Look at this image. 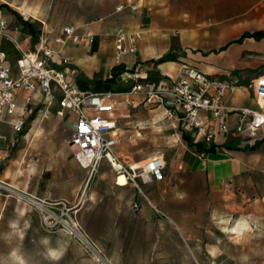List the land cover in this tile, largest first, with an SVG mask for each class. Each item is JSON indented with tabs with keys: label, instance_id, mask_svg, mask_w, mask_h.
<instances>
[{
	"label": "rangeland",
	"instance_id": "obj_1",
	"mask_svg": "<svg viewBox=\"0 0 264 264\" xmlns=\"http://www.w3.org/2000/svg\"><path fill=\"white\" fill-rule=\"evenodd\" d=\"M260 6L264 10V0ZM104 8L102 0H0L2 11L35 28L43 21L54 29L64 24L76 26L79 33L84 26L96 28L105 14L106 20H116L111 12L104 13ZM247 21L246 26L252 27ZM25 32L32 43V37L37 34ZM105 37L99 40L103 42ZM258 45L264 48V43ZM67 48L85 46L66 44L64 55L69 58V63L65 69L70 71L73 59ZM5 49L12 51L8 41ZM260 57L259 75H264V50L260 51ZM87 81L93 86L95 80L87 78ZM118 100L122 101V97L119 96ZM143 104V101L135 107L119 104L115 115L122 123L125 110L136 114L138 119L146 117L149 107L154 106L153 103L147 107ZM71 124L72 120L67 117L60 119L51 115L40 121L37 116H30L17 140L0 148V174L4 170L15 184L14 187L9 186L0 176V258L6 259L12 249H19L28 264H49L40 243L41 238L47 236L52 246L59 241L66 249L58 264H264V142L257 149L246 151L243 173L231 180L212 184L198 174L182 171L171 160L174 147L156 126H150L146 132L134 136L137 143L126 149L134 153V159L135 154L138 157L144 153H147L146 157L162 155L167 164L163 180L144 184L137 181L140 191L133 182L126 185L129 190L125 196L134 191L133 202L138 203L139 209L133 215L125 213L122 222H91L86 216L97 210L93 205L87 204L84 206L86 209H80L72 201L36 200L29 195L44 169L49 167L57 176L52 181L56 191L64 192L66 184H69L71 192L80 180V173L65 164L61 155L67 147ZM0 134L9 137L10 127L0 123ZM125 139L116 149L117 163L124 168L134 163L126 162L127 159H122L124 157L118 153L121 146L127 144ZM70 147L74 150L72 145ZM35 148L48 153L47 163L39 166L37 171L31 170L30 161ZM143 163H137L138 167ZM85 171V187L109 186L110 180L114 182L117 176L105 160L94 169L85 168ZM65 175L68 179L64 178ZM19 194L33 199L36 204L24 200ZM4 201L6 206L2 207ZM20 212L25 213L20 227L23 228L25 220L30 225L23 239L18 235L9 236V221L18 218ZM241 218L250 224V231L237 236L221 230L232 228ZM221 221L229 223L222 224ZM74 229L89 243L80 241L72 233Z\"/></svg>",
	"mask_w": 264,
	"mask_h": 264
},
{
	"label": "crops",
	"instance_id": "obj_2",
	"mask_svg": "<svg viewBox=\"0 0 264 264\" xmlns=\"http://www.w3.org/2000/svg\"><path fill=\"white\" fill-rule=\"evenodd\" d=\"M127 1L129 0H102L105 4L104 13L111 12L110 15H115L116 20L109 21L112 18L106 20L105 14L103 16L105 20H102L103 17L100 18L101 20L94 28L96 35L89 47L67 48V53L73 59L71 62L73 69L70 71L76 83L78 75L81 76V74L88 85L87 78L95 80L93 82L95 83L115 75L110 90H126L130 88L132 82L126 78L124 70L134 67L140 68L141 76L154 83L165 76L177 78L183 68H195L208 76L224 80L237 77L243 83L260 76V51L264 48L258 44L264 43L261 42L264 41V37L258 40L244 38L240 42L236 40L244 32L264 30V21L260 22L264 16V10L260 6L261 0H138L136 11L123 10L112 14L115 6ZM0 18L7 20L8 30L17 37L22 51L33 48L37 40L35 33L38 35L39 29L44 30L49 36H54L63 26L54 29L40 21L41 24L36 25L35 28L30 23L19 19L18 21L11 13L1 9ZM246 20L250 22L249 25L252 24V27L246 26ZM116 26H123L128 31L141 33L137 52L134 55H124L119 65L113 61L114 40L110 33ZM25 30L28 33H34L32 43ZM104 32H108V36L101 42L100 38ZM6 41L0 38V49L8 53V59L12 63L19 52L12 45L10 49L12 51H7ZM102 65L103 68H101ZM91 87L89 85L87 89L93 90ZM130 97L135 101L141 100L128 105L123 102V99L119 101L116 98L114 111L110 114L116 121V134L120 136V141L126 138L127 144H123L118 152L124 157L122 159H127L126 162L140 163L149 158V156L146 157L147 153H144L139 157L135 154L136 159H134V153L126 148L137 143L138 140L135 137H138L141 132H146L150 126H156L174 147L175 152L171 160L176 162L184 172L198 174L210 183L218 184L238 177L246 169L245 154L246 151L252 150L244 149V146L253 144L255 141L242 138L233 131L237 119L235 113L227 118L228 132L217 133L216 140L207 144L195 142L191 132L173 128L167 121L162 120L163 106L158 102H144L145 107L153 103L154 108L149 107L147 116L140 119L136 114H130L129 110H125L122 114L125 121L122 123L115 115L118 105L135 107L143 101L139 95H130ZM224 103L233 108L257 109L253 93L247 88H239L235 92L227 93L224 96ZM51 115H54V107L51 108ZM35 116L43 121L39 115ZM65 117L72 120V132L74 116L68 114ZM142 124L146 126H140ZM133 131L136 133L134 134ZM11 137L12 132L7 138ZM258 140H261V144L264 142V136L260 135ZM7 144L8 142L1 148ZM197 145H200L202 149L199 150ZM35 147L37 148L36 143ZM210 147L213 151L206 150ZM36 148L30 159L33 171H37L39 166H44L48 160V153L42 150L37 151ZM61 155L65 164L71 165L76 172L80 173V180L71 192L68 190L69 184H66L64 192L54 190L52 181L57 176L49 167L44 169L37 186L29 192L30 196L36 200L72 201L80 209L87 204L93 205L97 210L92 215L86 216L91 222H122L125 213L128 216L133 215L135 211L132 210L131 204L136 194L133 191L127 197L125 196L129 190L126 187L129 183L125 184L126 179L118 180L120 176L117 178V183L110 180L109 186L85 187L86 171L73 158L69 138L67 147ZM164 164L166 167L165 160ZM0 176L4 183L14 187V180L8 178L4 170ZM64 178L68 179V175ZM5 206L4 201L2 207Z\"/></svg>",
	"mask_w": 264,
	"mask_h": 264
},
{
	"label": "built area",
	"instance_id": "obj_3",
	"mask_svg": "<svg viewBox=\"0 0 264 264\" xmlns=\"http://www.w3.org/2000/svg\"><path fill=\"white\" fill-rule=\"evenodd\" d=\"M137 9L138 0H129L115 6L112 14ZM110 33L114 40L113 61L119 65L124 55L137 52L141 33L128 31L123 26H116ZM95 35L89 26H84L79 33L78 27L66 24L54 36L39 29L33 48L22 51L17 37L8 30L7 20L0 18V38L19 52L11 63L8 53L0 49V123L7 124L12 132L10 139L0 134V148L6 142L13 144L17 140L30 116L48 119L54 107L56 117L74 116L69 143L74 147L73 158L81 167L94 169L105 160L117 174L116 183L120 172L126 178L125 184L133 182L140 191L137 181L144 184L163 180L165 164L158 154L136 169L131 164L126 168L120 163L113 164L112 159L117 162L120 136L110 114L119 96L128 105L135 101L130 95L141 96L143 102H158L163 106L161 119L173 128L191 132L195 142L211 144L217 133H227V118L232 113L237 116L233 129L237 135L253 141L264 136V75L243 83L237 77L224 80L195 68H183L177 78L165 76L154 83L141 76L140 68L134 67L124 70L132 82L125 92L81 89L72 72L65 69L69 58L64 55V49L68 42L89 47ZM107 35L108 32L102 34ZM239 88L252 91L257 109L233 108L224 103V96ZM81 126L87 131L82 132ZM131 208L138 210V203L133 202Z\"/></svg>",
	"mask_w": 264,
	"mask_h": 264
},
{
	"label": "clouds",
	"instance_id": "obj_4",
	"mask_svg": "<svg viewBox=\"0 0 264 264\" xmlns=\"http://www.w3.org/2000/svg\"><path fill=\"white\" fill-rule=\"evenodd\" d=\"M25 213L20 212L18 218L9 221V228L11 235H18L21 239H23L25 230L30 227L29 222L27 220L24 221L23 228L20 227V220L24 217ZM2 218V216H0ZM222 224H227L229 221H221ZM223 232H231L240 236L245 231H250V224L247 220L241 218L239 219L232 228H222ZM40 243L44 246V258L49 262V264H58V262L65 255L66 249L61 245L59 241H57L56 246H52L51 239L49 237L41 238ZM215 255V253H213ZM0 264H28V261L25 259L24 255L19 251V249H12L6 259L0 258Z\"/></svg>",
	"mask_w": 264,
	"mask_h": 264
},
{
	"label": "trees",
	"instance_id": "obj_5",
	"mask_svg": "<svg viewBox=\"0 0 264 264\" xmlns=\"http://www.w3.org/2000/svg\"><path fill=\"white\" fill-rule=\"evenodd\" d=\"M25 22V21H24ZM27 23V22H25ZM261 37H264V30H259V31H253V32H244L240 38H238L236 40V42H240L242 41L244 38H254L256 40L260 39ZM114 76L115 75H111L110 78L104 79L102 81H96L93 86L91 87L93 90L98 91V90H110L111 89V83L114 81ZM77 84L81 89H87L89 88V85L87 82H85L80 75H78L77 77ZM261 140H256L253 144H249L244 146V149H248V150H255L258 148L259 144H260ZM197 148L199 150L202 149V147L200 145H197ZM207 151H213V148L210 147L208 149H206ZM205 151V150H204Z\"/></svg>",
	"mask_w": 264,
	"mask_h": 264
},
{
	"label": "bare ground",
	"instance_id": "obj_6",
	"mask_svg": "<svg viewBox=\"0 0 264 264\" xmlns=\"http://www.w3.org/2000/svg\"><path fill=\"white\" fill-rule=\"evenodd\" d=\"M112 162H113V164H114L115 166L118 164V163H117L116 161H114L113 159H112ZM131 165H132V168H134V169L138 168V164H137V163H132ZM118 176H119V177H120V176H121V177L123 176L124 179H126L125 176H124L122 173H120V172H119ZM19 195H20L21 197H23V195H21V194H19ZM23 198H24V200H27V201L31 202L32 204H33V203L36 204V202H35L33 199H31V198H28V197H23ZM77 229H78V228H77ZM70 233H71V232H70ZM72 233L75 234L76 237H77L80 241H83V242L86 243V244L89 243L88 240L84 237V235H82L81 233L77 232L76 229H74Z\"/></svg>",
	"mask_w": 264,
	"mask_h": 264
},
{
	"label": "snow or ice",
	"instance_id": "obj_7",
	"mask_svg": "<svg viewBox=\"0 0 264 264\" xmlns=\"http://www.w3.org/2000/svg\"><path fill=\"white\" fill-rule=\"evenodd\" d=\"M81 131L85 132V131H87V129H85L83 126H81Z\"/></svg>",
	"mask_w": 264,
	"mask_h": 264
},
{
	"label": "water",
	"instance_id": "obj_8",
	"mask_svg": "<svg viewBox=\"0 0 264 264\" xmlns=\"http://www.w3.org/2000/svg\"><path fill=\"white\" fill-rule=\"evenodd\" d=\"M71 145V144H70Z\"/></svg>",
	"mask_w": 264,
	"mask_h": 264
}]
</instances>
